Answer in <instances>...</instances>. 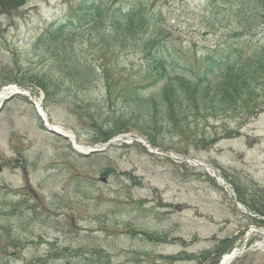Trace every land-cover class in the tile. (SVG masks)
Segmentation results:
<instances>
[{"label":"rangeland","instance_id":"rangeland-1","mask_svg":"<svg viewBox=\"0 0 264 264\" xmlns=\"http://www.w3.org/2000/svg\"><path fill=\"white\" fill-rule=\"evenodd\" d=\"M93 2L99 0H25L7 12L0 7V92L15 87L41 99L53 122L89 145L104 143L91 140L110 128V94L103 91V80L77 95L62 84L45 95L30 81L40 69H57L53 59L58 47L44 44L51 43V31L71 21L83 3ZM204 2L104 0V6L138 3L146 15L161 9V30L199 60V55L222 49L231 31L242 30L235 9L210 24L213 16L203 9ZM252 34L264 40V23ZM112 35L86 31L77 49L97 65L105 56L103 65L107 62L111 70L130 73L141 67L139 50L116 59L109 54L115 49ZM112 98L123 110L116 89ZM197 134L181 139L167 134L171 148H157L202 160L220 173L226 188L203 167L129 143L140 136L134 130L114 135L112 139L121 140L108 149L82 157L69 141L44 130L28 99L15 95L5 100L0 108V186L13 192L6 200L34 203L42 214L23 229L13 220L21 251L4 261L23 264L50 248H70L64 253L100 250L112 264H217L251 230L243 251L229 264H264V87L229 114L201 124Z\"/></svg>","mask_w":264,"mask_h":264},{"label":"trees","instance_id":"trees-1","mask_svg":"<svg viewBox=\"0 0 264 264\" xmlns=\"http://www.w3.org/2000/svg\"><path fill=\"white\" fill-rule=\"evenodd\" d=\"M140 8L134 3L106 9L104 0L83 3L71 21L51 31V43L44 39V44L58 47L53 59L57 69H40L32 73L30 82L45 95L59 84L69 93L76 90V95L95 88L101 80L103 91L108 89L110 113L106 122L110 128L105 127L102 137L91 141H106L134 130L146 136L152 145L169 149L171 141L166 142L167 134L178 139L197 136L201 124L229 114L238 103H247L259 87H264V40L252 34L264 23V0H205L203 9L208 8L213 16L210 24L219 14L235 9L242 30L231 31L226 37L230 41L222 49L199 55V60L195 53L189 55L177 43L178 39L161 30L159 22L164 17L161 9L153 8L146 15ZM86 31H111L116 50L111 47L109 54L116 59L117 55L139 50L141 67L130 73L129 69L111 70L107 62L103 65L105 56L97 65L83 54V49H77L76 44L83 42ZM114 89L123 99V110L115 107ZM10 194L13 192L9 188L0 186V264H7L4 260L21 251L13 237V220L17 219L18 229H23L42 214L34 203L19 200L12 204L6 200ZM66 250L71 249H63ZM64 252L50 248L47 254L23 264H112L111 258L100 250Z\"/></svg>","mask_w":264,"mask_h":264},{"label":"bare ground","instance_id":"bare-ground-1","mask_svg":"<svg viewBox=\"0 0 264 264\" xmlns=\"http://www.w3.org/2000/svg\"><path fill=\"white\" fill-rule=\"evenodd\" d=\"M17 88L15 87H10V88H7L6 90H4L3 92H0V101L3 100L6 96H8L9 94L11 93H14V92H17ZM37 104L39 105V103L37 102ZM52 127L54 129H57V130H60L61 132L63 133H66L70 136V138L73 140V134L72 132H70L67 128H65L62 124L60 123H57V122H52L51 123ZM78 149H83V150H87L88 147L86 146H81L80 144L76 146ZM209 172L212 174V175H215L218 177V174L216 173V171L212 170L211 168H208ZM220 181V180H219ZM221 182V181H220ZM234 253L231 254V251L227 254H224L223 257H222V261H221V264H228V262L230 261V259H232Z\"/></svg>","mask_w":264,"mask_h":264},{"label":"water","instance_id":"water-1","mask_svg":"<svg viewBox=\"0 0 264 264\" xmlns=\"http://www.w3.org/2000/svg\"><path fill=\"white\" fill-rule=\"evenodd\" d=\"M24 3V0H0V6L2 7V9L4 10V11H8V10H10V9H14V8H17V7H19V6H21L22 4ZM53 131V130H52ZM54 133H56V134H59V135H61L60 133H58V132H56V131H53ZM61 136H63V135H61ZM113 143V141H110L109 143H107L106 145H105V147H108L110 144H112ZM238 207V206H237ZM239 208V207H238ZM245 243V242H244ZM244 243L240 246V247H238L237 248V253H235V257L237 256V255H239L241 252H242V250H243V247H244Z\"/></svg>","mask_w":264,"mask_h":264}]
</instances>
